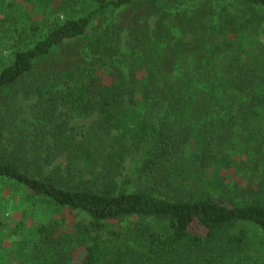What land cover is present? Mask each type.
I'll list each match as a JSON object with an SVG mask.
<instances>
[{"label":"trees","instance_id":"1","mask_svg":"<svg viewBox=\"0 0 264 264\" xmlns=\"http://www.w3.org/2000/svg\"><path fill=\"white\" fill-rule=\"evenodd\" d=\"M232 1L0 0V179L25 205L5 258L264 264V0ZM244 155L261 180L223 197Z\"/></svg>","mask_w":264,"mask_h":264},{"label":"rangeland","instance_id":"2","mask_svg":"<svg viewBox=\"0 0 264 264\" xmlns=\"http://www.w3.org/2000/svg\"><path fill=\"white\" fill-rule=\"evenodd\" d=\"M213 4L215 6L221 7V6H229L231 7V3L233 2L232 0H212ZM194 1H190L189 3L185 4V6L191 7L194 5ZM259 11L264 14V9L259 8ZM50 20L53 21V17H50ZM153 24V23H152ZM264 28V22L263 26ZM264 32V30H263ZM264 39V36H262ZM6 38V37H5ZM127 39V36H123V41H122V49H125V41ZM14 39H5V43L2 48H0V55H5L7 56L9 54V51L13 48L14 46ZM93 120L92 117H85L83 115H73L72 119V125L77 128L78 131H83L87 128V126L91 123ZM245 154V153H244ZM247 156V154H246ZM251 165H249L246 161L245 155L242 156V162L239 164L238 160H233L232 163L229 166L223 167L222 169V174L225 178L226 186H225V193L223 197H227L228 199H233L235 198V189L236 185L239 187H247L248 184H254L257 181L261 180V172L257 173L251 170ZM264 173V172H263ZM262 173V174H263ZM188 174H191L190 172ZM264 175V174H263ZM181 182L183 185L182 188H195L197 186L202 185L204 188H209L210 184H206V182H203L201 184L197 183L194 178L189 177V175H186ZM189 177V178H188ZM212 172L209 171L206 179L211 180L212 179ZM251 180V181H249ZM217 183V180L215 181ZM198 189V187H197ZM15 193V195H14ZM216 195H220V191L216 190ZM20 196H22V191H17L16 186L13 185L10 181L7 180H2L0 179V224H2L1 230H0V264H32L29 256L26 255L25 253L19 255V259H17L16 255H13L11 257H4L9 251L15 252V249H11L9 246L7 248L4 247V244L1 243L2 240L4 241H9L10 243L14 244L15 248V240H17L16 245H19V240L17 239L16 236H10L7 234L9 231L10 225L15 223L14 221L17 218L18 213L22 209H24L25 205L23 206L20 204V202L17 200ZM16 199V200H15ZM238 201V198H236ZM233 201V200H232ZM65 224L70 225L71 222L74 221H89V218L87 215L84 213L78 212V211H72V210H67L65 213ZM7 230V231H6ZM192 231H199V225L197 223H194V225L191 228ZM201 230V229H200ZM2 233H6L5 235ZM4 243V242H3ZM6 246V245H5ZM8 251H7V250ZM18 253H21L18 251ZM83 256V251H78L75 253L74 258L79 261L81 257Z\"/></svg>","mask_w":264,"mask_h":264}]
</instances>
